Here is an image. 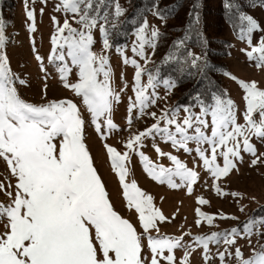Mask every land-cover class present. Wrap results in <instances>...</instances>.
<instances>
[{
	"label": "snow or ice",
	"instance_id": "snow-or-ice-1",
	"mask_svg": "<svg viewBox=\"0 0 264 264\" xmlns=\"http://www.w3.org/2000/svg\"><path fill=\"white\" fill-rule=\"evenodd\" d=\"M25 6L31 22L29 31L35 32V12L27 8V0ZM102 6L106 7L105 0H59L56 11L65 14L63 24L52 18L56 34L52 36L49 62H61L57 69L60 80L65 88L81 98L87 117L70 99L37 105L19 95L16 85L26 86L27 82L11 70L4 51L7 39L4 22L0 18V158L16 178L15 193L6 191L5 185L0 183V192H6L11 199L10 204L0 203V220L7 221L5 231L0 232V264H190L189 258L195 249L184 242L183 236L163 238L150 234L152 230L159 231L157 221H165L166 217L154 207L153 198L142 191L135 181H126L128 170L125 162H130L131 156L136 155L144 171L154 180L167 183L171 188L186 186L189 194L199 179V173L189 169L177 156L165 153L155 143L153 150L157 155L167 157L174 166L153 163L142 150L146 139L154 142L159 137L174 149L189 154L193 152L188 147L189 143L196 144V158L214 180L227 177L237 169V161L243 160L241 151L253 157L251 166L264 164V153H258L251 143L253 137L264 143V90L257 82L238 81L244 92L243 124L237 122L234 101L226 98V93L217 91L210 93V102L198 93L193 98V104L165 108L157 116L147 109L155 106L160 99L155 92L159 70L156 75L148 72V83L144 85L141 78L145 69L137 60L124 56L123 63H130L136 69L135 100L129 98L127 124L131 126L134 110L138 111L139 117L151 116L155 122L145 130L132 134L124 145L127 151L123 153L105 143L111 167L119 177L128 207L138 213L143 232H138L129 220L122 218L109 201L85 142L86 125L94 127L102 139H106V132L117 130L112 112L120 96L111 86L112 70L108 56L103 54L111 45L106 27L108 14H101ZM196 7L194 3L189 13V28L199 20L195 14ZM154 8L157 10L153 15L161 20L174 14L169 9L160 10L157 5ZM122 13L123 10L116 4L115 16L119 17ZM69 16L79 28L72 26ZM239 20L246 25L240 29L241 38L246 36L247 42L252 45V34L264 33V27L248 15L241 14ZM97 27L104 37L100 54L92 50V31ZM135 36L132 52L147 64L151 56L146 54L145 49H152L151 54L154 55L161 33L155 27L149 33V25L144 21ZM183 46L184 40H178L173 47L179 50ZM117 52L123 55L121 49L118 48ZM246 55L249 60L255 61L257 68L264 70V35L260 36L256 45H252L251 51H246ZM35 58L42 65L38 54ZM172 59L177 57L170 54L165 62ZM201 59L191 51L186 53V63L197 72H205L209 67L207 63L201 65ZM73 68L77 69V83L68 82ZM41 70L46 72L43 67ZM162 82L168 94L177 86L172 79ZM46 89L47 84L44 85L45 94ZM149 89H152L151 94ZM181 107L185 113L182 120L179 118ZM197 107L200 109L198 113L193 110ZM218 158H222V165L217 162ZM174 177H178L181 183L177 184ZM215 191L218 195H229L218 185ZM197 203L203 205L208 201L199 197ZM196 214L212 225L215 217L199 208ZM196 223L199 226L201 219H197ZM260 224L264 225V220ZM254 226L255 222L249 221L243 230L242 238H248L250 247L253 234L264 237V232H253ZM238 235L240 231L233 228L225 233L197 236L193 243L202 248L203 259L208 264L212 259L210 244L223 242L230 247L236 244ZM145 238L146 246L142 243ZM145 247L150 252L148 257L144 256ZM229 247L217 252L221 264H225L226 256L233 255L238 264H264V245H260L259 249L253 247L247 258L239 247L234 253L229 251ZM176 249H184L179 262L175 256Z\"/></svg>",
	"mask_w": 264,
	"mask_h": 264
},
{
	"label": "rangeland",
	"instance_id": "rangeland-1",
	"mask_svg": "<svg viewBox=\"0 0 264 264\" xmlns=\"http://www.w3.org/2000/svg\"><path fill=\"white\" fill-rule=\"evenodd\" d=\"M58 3L59 0H46V2L44 0H27V8L35 12V32L29 31L31 22L27 18L25 0H12V7L9 10L3 11L0 9V18L4 22V33L7 38L4 51L8 57L12 72L27 82L26 86L16 85L19 95L25 101L39 105L49 101L70 99L77 103L87 117L88 114L81 103V98L77 97L68 88H65L60 80L57 69L61 62H49L53 48L52 36L56 34V25L53 23L52 18L55 17L60 24H63L65 19L63 12L56 11ZM41 9H43L42 13ZM153 12L151 10L145 20L149 25V33L153 27L160 30L162 26V20L153 15ZM247 15L253 17L261 27H264V9L262 7L254 6L250 8ZM68 19L73 27H80L72 22L70 16ZM138 28L132 32L126 43L117 45L111 44L109 41L111 48L103 52L104 55L108 56L112 70L111 86L120 96V101L114 104L112 112V119L117 125V130L106 132V139H102L94 127L86 125L85 142L93 158L94 167L97 169V173L101 177L108 193L113 209L122 218L129 220L138 232H143L138 213L128 207L119 177L111 167V161L105 148L106 143L121 153L127 151L124 145L130 136L145 130L155 122L151 116L139 117L138 111L134 110L132 113V124L131 126L127 124L129 98H132L133 101L135 100L133 88L135 86L134 74L136 69L130 63L125 65L123 57L127 56L129 60H137L145 69L141 78V83L144 85L148 83L149 71L147 68L151 64V59L145 64L144 60L139 56H135L132 52V47L136 41L135 32ZM92 35L94 37L92 50L100 54L103 51L102 42L104 37L99 31V27L93 29ZM261 35H264V33L254 32L252 34V45L257 44ZM226 37L230 40L229 54L225 58L229 66L227 74L237 79L233 80L229 75H225L223 77L224 89L226 98H230L236 105L237 122L243 124L242 113L245 110L244 92L238 81H255L264 90V70L257 68L255 61L248 59L246 51H251L252 45H249L246 36L242 39L240 31L234 34L230 29H226ZM118 48L122 50L123 55L117 52ZM145 51L146 54L152 56V49L146 48ZM37 54L42 58V65L35 58ZM41 67L46 72L42 71ZM45 76H47V79H45ZM163 80L157 79L156 81L155 92L158 93L160 99L157 100L155 106L147 109L148 112H155L157 116L161 114L162 109H172L171 102L175 88L168 94L162 82ZM68 82H78L76 68L72 69ZM45 84H47L46 94L44 90ZM151 92L152 89H149V94ZM193 110L197 113L200 111L198 107ZM184 115L183 107H181L179 118L182 120ZM163 126V122H161V127ZM153 143L158 145L165 153L177 156L189 169L197 171L199 179L193 185V191L189 194L186 186L171 188L167 183L161 184L154 180L144 171L138 156L132 155L130 162H125L128 170L126 181L129 183L135 181L142 191L153 198L154 207L159 209L166 217L165 221H157L159 231L152 230L150 233L152 236L163 238L183 236L184 242L192 245L195 249L189 258L190 264H205L202 248L193 243L194 238L197 236L225 233L233 228L240 231V235L236 237V244L233 246H226L223 242L219 245H209L212 259L209 260L208 264H221L217 257V252H223L226 247H229V251L233 253L235 248L239 247L245 258H247L251 255L253 247L259 249L260 245H264V239L253 234L250 238V247L248 238H242L245 224H239L240 220L246 217L249 210L264 202V164L251 166L253 157L249 153L241 151L243 160L237 161V169L233 170L227 177L214 180L210 173L203 168L202 162L196 158L194 151L197 147L196 144L189 143L188 147L193 149V152L189 154L183 150L174 149L170 143L161 141L159 137L154 142L151 139H146L144 141L145 147L142 149L143 152L153 163L162 164L164 167H173L174 165L167 157L161 158L157 155L153 150ZM251 143L256 147L258 153H264V143H261L255 137L252 138ZM204 147L207 146L205 145ZM217 162L222 165V158H218ZM173 179L177 184L181 183L178 177ZM0 183L5 185L6 191L15 193L16 178L12 176L6 162L2 158H0ZM216 185L222 191L229 193V195H218L215 191ZM231 193H238L239 195L233 196ZM199 197H203L208 203L198 204L197 199ZM0 203L5 205L11 203V199L6 192H0ZM197 208L215 217L212 225L197 216ZM221 216L235 217V219H221ZM197 219H201L199 226L196 223ZM5 223H7L6 220H0V232L5 231ZM263 227L257 223L253 228V232L255 233L257 230L263 229ZM142 243L146 246L147 239L145 238ZM149 255L150 252L145 247L144 256L148 257ZM183 255L184 249L175 250L177 262ZM225 264H238V261L234 255L231 257L226 256Z\"/></svg>",
	"mask_w": 264,
	"mask_h": 264
},
{
	"label": "trees",
	"instance_id": "trees-1",
	"mask_svg": "<svg viewBox=\"0 0 264 264\" xmlns=\"http://www.w3.org/2000/svg\"><path fill=\"white\" fill-rule=\"evenodd\" d=\"M11 2L12 0H0V9L9 10ZM194 3L197 5L195 14L199 20L189 28V13L192 12ZM116 4L123 10L119 17L115 16ZM105 5L106 7H101V14H108V39L111 44L117 45L126 43L132 32L144 23L149 12L157 10L154 5L160 10L169 9L174 12L166 20H162L159 30L161 36L147 70L156 75L158 69V80L176 81L171 102V108H175L178 105L193 104V98L198 93L206 102H210V93L213 91L225 93L223 77L229 71L225 58L230 47L226 29L237 34L241 27H246L239 16L247 15L254 6L264 9V0H105ZM178 40H184V46L179 50L173 47ZM188 51L202 57L199 62L201 65L207 63L209 67L205 72H197L188 66ZM170 54L177 59L165 62ZM261 220H264V202L249 210L239 224H247L249 221L260 224ZM259 231L264 232V227Z\"/></svg>",
	"mask_w": 264,
	"mask_h": 264
}]
</instances>
